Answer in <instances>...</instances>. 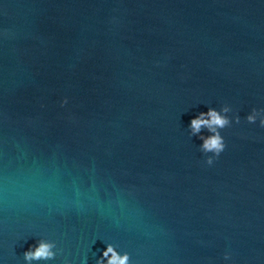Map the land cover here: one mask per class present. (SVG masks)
Listing matches in <instances>:
<instances>
[{
  "label": "water",
  "instance_id": "1",
  "mask_svg": "<svg viewBox=\"0 0 264 264\" xmlns=\"http://www.w3.org/2000/svg\"><path fill=\"white\" fill-rule=\"evenodd\" d=\"M67 97L61 108L59 101ZM228 104L212 166L189 120ZM264 0H0V264H264ZM205 135L207 133H204Z\"/></svg>",
  "mask_w": 264,
  "mask_h": 264
},
{
  "label": "clouds",
  "instance_id": "2",
  "mask_svg": "<svg viewBox=\"0 0 264 264\" xmlns=\"http://www.w3.org/2000/svg\"><path fill=\"white\" fill-rule=\"evenodd\" d=\"M68 103V98L63 97L59 101V105L63 108ZM232 111L228 104H223L219 108L207 107L206 111L196 113L187 125V133L191 138L195 136L201 143L198 151L204 157V164L212 166L215 159L225 150L226 143L222 130L232 125H240L241 119L239 115L229 116ZM244 123L247 125H255L264 128V109L252 107L248 114L244 117ZM204 133H207L206 135ZM56 245L53 242L40 239L34 245L23 252L24 264H33L34 261H51L56 258ZM223 264H232L231 253L225 251L222 254ZM81 264H87L86 258ZM95 264H131L130 257L127 252L118 251L111 244L106 243L99 251Z\"/></svg>",
  "mask_w": 264,
  "mask_h": 264
}]
</instances>
